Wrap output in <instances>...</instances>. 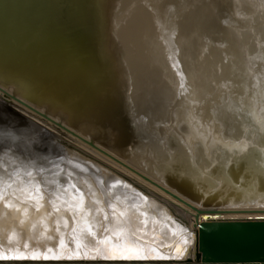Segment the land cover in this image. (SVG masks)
Segmentation results:
<instances>
[{
	"label": "bare ground",
	"instance_id": "obj_1",
	"mask_svg": "<svg viewBox=\"0 0 264 264\" xmlns=\"http://www.w3.org/2000/svg\"><path fill=\"white\" fill-rule=\"evenodd\" d=\"M228 1L231 8L217 0H139V21L135 5L123 4L118 20L101 26L107 39L89 42L94 35L84 31L70 45L69 85L53 72H36V86L26 85L3 70L4 82L26 86L17 87L63 127L17 103L23 112L88 150L62 143L55 151L62 163L0 159L3 249L87 244L91 227L109 251L138 250L143 242L130 228L173 229L175 217L197 228L203 218L189 205L225 217L264 215L242 214L264 210V3L250 1L247 11L243 1ZM49 76L64 83L58 91L68 109L55 103ZM69 184L84 193L79 211L62 203L73 204Z\"/></svg>",
	"mask_w": 264,
	"mask_h": 264
},
{
	"label": "water",
	"instance_id": "obj_2",
	"mask_svg": "<svg viewBox=\"0 0 264 264\" xmlns=\"http://www.w3.org/2000/svg\"><path fill=\"white\" fill-rule=\"evenodd\" d=\"M128 2L129 0H0V74L6 70L4 73L9 72L19 80L22 78L26 85H35L32 80L36 72L42 75L53 72L61 75L69 85L66 80L69 79L67 58L72 50H69L70 45L77 38L81 40L78 34L84 31L89 32V37L94 35L89 42L99 41L101 36L107 39L109 33H104L101 26L106 25L107 29L117 21L121 15L119 7L123 8V4ZM102 4L106 7H102ZM91 29L96 32L92 33ZM76 47H81V41ZM82 53L76 60L81 65L85 62ZM68 66L75 76L82 74L72 63H68ZM58 80L56 77L46 82L53 87V93L57 94L53 95L55 103H69L58 91L64 85ZM26 88H23L24 94L29 97L16 95L6 88L4 81L0 82V159L12 157L34 162L41 158L42 162L49 164L62 163L64 159L61 154H55V151H61L65 147L62 145L65 143L63 138L47 128L51 127L49 122L45 124L32 112H38L43 119L55 122L58 127L63 125L45 114L44 110L36 108L37 100ZM17 103L32 112L27 110L26 114ZM67 105L61 106L66 109ZM72 105L79 110L78 103ZM59 131L66 134L64 130L57 128L56 132L60 133ZM48 150L52 152L46 153ZM189 206L195 210L196 220L199 214L203 218L195 225L197 228H189L176 217L178 227L173 229L154 228L152 232V228H130L133 237L143 242L138 250H126L118 246L117 250L109 251L102 238L85 233V238L89 237L87 244L65 240L54 247L48 245L41 250L32 247L29 249L30 253L26 252V247L24 250L23 247L15 250L0 246V264H264V215L225 217L211 214L214 210L203 211ZM228 209L217 208V211L226 213ZM177 247L182 249L181 254H177Z\"/></svg>",
	"mask_w": 264,
	"mask_h": 264
},
{
	"label": "rangeland",
	"instance_id": "obj_3",
	"mask_svg": "<svg viewBox=\"0 0 264 264\" xmlns=\"http://www.w3.org/2000/svg\"><path fill=\"white\" fill-rule=\"evenodd\" d=\"M131 1V0H130ZM129 1V2H130ZM241 1H243L242 3L245 5V8H247V11H249L248 10V8H249V5L251 6V2L253 1V0H241ZM251 1V2H250ZM258 1H260V0H254L253 2H258ZM132 3V7H133V5H135V8H133L134 9V13H135V15H136V18H137V20H138V18H140L141 19V17H140V15H142L143 16V11L142 10H140V11H142L141 13L142 14H139L138 12H139V10L138 9H141L139 6H138V4H136V3H139V0H132L131 1ZM136 2V3H135ZM217 2L219 3V4H221V5H230L229 7L231 8L232 7V5H231V3H230V1H228V0H217ZM246 4H245V3ZM263 3H264V0H263ZM136 5H137V7H136ZM137 10V11H136ZM243 10H244V8H243ZM136 11V12H135ZM137 15H138V17H137ZM139 19V20H140ZM138 20V21H139ZM136 21V20H135ZM140 23L141 22H139V25H140ZM250 25H253L252 23L250 24ZM141 27V26H140ZM143 30V29H142ZM145 31H143L142 33L144 34V36H145V33H144ZM146 39V38H145ZM149 39V38H148ZM3 80L0 78V82H2ZM5 85H6V88L9 90V91H11V92H14L16 95H18L19 93H22L21 94V96H23V95H25V97H27L28 95H26V94H24L25 93V90H24V92L23 91H19L18 90V87L17 86H21L20 84H18V83H15L14 81H11V82H5ZM21 88V87H20ZM22 89V88H21ZM27 91V90H26ZM29 97V96H28ZM24 98V97H23ZM30 102V101H29ZM36 107H38L39 109H41V110H45L46 111V107H45V105L44 104H38V105H35ZM59 106V109H64L61 105H58ZM43 108V109H42ZM47 108H49V109H51V108H53V107H50V106H47ZM67 108H68V105H67ZM65 110V109H64ZM55 113H57V112H55ZM65 115V114H64ZM63 115V117L61 116V115H59V117H62V119H67V117L69 118V116H64ZM65 117V118H64ZM59 120H61V119H59ZM66 123L68 122V120L67 121H65ZM71 124V123H70ZM69 124V122H68V125L72 128L73 126L72 125H70ZM47 128H49L51 131H53V132H55V133H57L56 132V130H54V129H52V128H50V127H48L47 126ZM58 134V133H57ZM63 135V136H62ZM61 135V137L63 138V140H64V142L65 143H67V144H69L71 147H74L72 150H75V149H83V150H85L87 147H85V146H81L79 143H77V142H73V139H71L68 135H64V134H62ZM65 138V139H64ZM66 138H69V139H71V140H69V139H66ZM70 141V142H69ZM77 143V144H76ZM77 145V146H76ZM85 147V148H84ZM86 151H88L87 149H86ZM262 207H264L263 205H262ZM233 208V207H232ZM258 214V213H263L264 214V210H262V211H251L250 213H242L243 215H245V214ZM7 234V233H6ZM5 243H8V241H6ZM30 251V250H29ZM28 251V252H29Z\"/></svg>",
	"mask_w": 264,
	"mask_h": 264
},
{
	"label": "snow or ice",
	"instance_id": "obj_4",
	"mask_svg": "<svg viewBox=\"0 0 264 264\" xmlns=\"http://www.w3.org/2000/svg\"><path fill=\"white\" fill-rule=\"evenodd\" d=\"M29 177L31 176V173L27 174ZM29 184H31V180L28 181ZM115 187V185L113 186ZM69 188L74 190V195H73V204L69 205L67 203V201H63L62 203L64 204L65 207H74L77 211L81 210L84 206V200H85V196L84 193L76 186V184H69ZM36 196L42 198V194H41V189L40 187H35L34 189ZM68 192V188L63 189V194H67ZM36 197H33V199H35ZM96 203H99V201H96ZM6 207H11V205H5ZM57 211H59V209H56ZM86 211H92L91 209H87ZM114 211V210H113ZM121 216L124 215V213L120 214ZM65 220V226H67V217L63 218ZM109 219L108 215L104 216V220L107 221ZM103 227V226H102ZM59 230V229H57ZM89 235H94V233L92 232V228L88 227L85 230ZM185 243H187V241H185ZM177 254H181L182 249L177 247L176 249Z\"/></svg>",
	"mask_w": 264,
	"mask_h": 264
}]
</instances>
